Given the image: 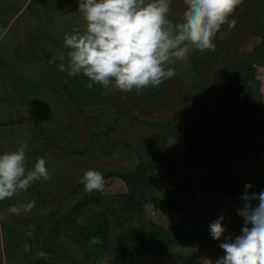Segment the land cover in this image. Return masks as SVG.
Returning <instances> with one entry per match:
<instances>
[{
  "label": "rangeland",
  "instance_id": "obj_1",
  "mask_svg": "<svg viewBox=\"0 0 264 264\" xmlns=\"http://www.w3.org/2000/svg\"><path fill=\"white\" fill-rule=\"evenodd\" d=\"M262 5L264 0H243L230 18L236 21L235 27L222 25L213 39L215 51H192L186 61L172 66L176 75L158 89L109 91L110 103L83 106L72 101L75 94L68 83L69 75L59 71L60 64H67L66 59H59L67 52L64 35L84 27L77 11L78 0H0V154L15 151L26 142L29 169L38 158H44L51 177L0 201V264H37V252L46 246L51 221L83 196L79 180L85 171L96 170L103 176L107 172L127 173L139 161L165 166L157 172L160 182L150 193V202L131 225L152 222L166 231L188 230L192 224L184 225L183 218L194 211L198 215L194 226L203 233V244L182 249L179 259L143 255L138 264H215L222 258L225 253L219 245L229 242L227 238L234 241L245 226L237 214L244 206L242 197L252 195L245 186L264 189V130L251 138L249 150L236 144L234 134L239 123L257 111L264 113V64L255 67L250 93L234 97L233 106H225L219 116L212 114L202 120L199 115L209 111L221 71L242 64L261 43L255 28L259 14L254 8ZM185 10L183 0H171L169 19L179 22ZM170 123L176 124L165 135L160 125ZM96 125L100 132L86 150ZM201 132H205L204 151L199 152L196 162L208 168L206 153H228L235 166L231 178L235 196L228 191L204 192L197 183L195 168L185 163L188 143ZM179 186L191 195L194 210L185 213L160 206L163 194ZM126 192L125 183L105 178L103 191H98L104 206L97 210L105 211L110 198ZM33 200L36 203L30 212H8L13 205L19 207ZM258 203L251 201L252 207ZM220 217L225 231L220 240H214L210 225ZM78 223L90 228V213H83ZM124 224L110 218L108 252L90 243L87 262L79 247L61 238V256L48 258L46 263L72 264L71 259L74 264H114L118 238L131 226ZM29 225L35 226L32 237L26 235ZM25 245L30 248L27 252ZM97 257L101 260H95Z\"/></svg>",
  "mask_w": 264,
  "mask_h": 264
},
{
  "label": "clouds",
  "instance_id": "obj_2",
  "mask_svg": "<svg viewBox=\"0 0 264 264\" xmlns=\"http://www.w3.org/2000/svg\"><path fill=\"white\" fill-rule=\"evenodd\" d=\"M183 3L186 10L181 20L174 22L169 19L171 0H78L77 11L84 27L64 35L67 52L61 53L59 59H66L67 64H60L59 71L69 76L82 74L90 81L86 85L89 90L98 84L105 89V95L109 91L158 89L176 75L172 66L186 61L192 51H215L213 39L222 25L235 27L236 21L230 18L243 0ZM26 149L24 142L15 151L0 154V201L51 178L44 158H38L29 169ZM79 183L87 193L103 191L105 178L101 172L89 169ZM242 199L244 206L237 210L245 224L242 234L219 245L225 255L215 264H264V192L245 194ZM252 200L259 201L257 207H252ZM35 203L33 200L19 207L13 205L8 212H30ZM222 220L220 217L210 225L214 240H220L225 231ZM28 228L26 235L32 237L35 226ZM24 250L29 251V246L25 245ZM37 257L47 259V253L39 251Z\"/></svg>",
  "mask_w": 264,
  "mask_h": 264
},
{
  "label": "trees",
  "instance_id": "obj_3",
  "mask_svg": "<svg viewBox=\"0 0 264 264\" xmlns=\"http://www.w3.org/2000/svg\"><path fill=\"white\" fill-rule=\"evenodd\" d=\"M264 5L256 6L254 11L258 17H255V28L261 35V43L254 51L246 57V61L238 66H230L220 73L219 82L214 89L215 97L211 99L209 111L199 115L200 119L209 118L213 115L217 116L220 110H224L233 106V98L237 95H243L245 92L250 93L249 86L256 77L255 67L264 64ZM249 12H252L249 10ZM90 81L82 74L77 76H69L71 90L75 97H71L72 101L77 104L93 105L110 103V92L105 95V89L100 85H93V89L89 90L86 85ZM217 98L220 99L218 103ZM222 114V112L220 113ZM219 116V115H218ZM221 116V115H220ZM176 123L160 125L161 131L167 135L171 125ZM235 140L238 146L249 150V144L252 137L260 135L264 130V113L261 111L255 112L249 119L242 121L235 127ZM36 130L41 132L39 126ZM92 139L88 143V148L93 144L100 132V127L96 125L93 129ZM205 132H201L198 138H194L186 147L185 163L195 168L197 174V183L200 188L206 193H214L219 191H228L231 196L237 193L232 191V172L235 169L231 163V157L228 153H203L207 158L209 167L202 166L197 163L199 152L204 151L202 139ZM54 147H57L52 142ZM203 148V149H202ZM101 151V150H100ZM99 151V152H100ZM102 152V151H101ZM164 163L156 164L155 162L145 163L139 161L135 168L127 173L107 172L104 178L117 179L126 184L127 192L122 195H117L109 199L105 211H98L104 206L101 203L98 191L87 193L84 190V185L81 184L80 189L84 190L81 199L71 202L65 208L60 218L51 221V227L48 231L46 246L43 251L47 253V259L58 255L61 256V249L58 246L61 238H68L77 247L83 251L85 259L88 262L91 258V251L88 248L90 243H96L102 251L108 252L110 241V218H114L120 224L131 225L144 211V207L148 204L150 193L154 192L156 185L160 182L157 177V172L163 168ZM252 194L264 192L261 187L247 188ZM191 195L184 187H177L169 193L163 194L161 207L171 211L188 212L189 209L194 210L195 203L190 199ZM89 212L92 217L90 228L78 223V219L83 213ZM198 215L186 213L183 218L184 225L188 226V230L166 231L160 226L152 222H140L137 225L129 226L128 230L118 238L116 247V257L114 264H138V261L143 255H152L161 258L179 259L182 249H194L201 247L203 244V233L200 229L195 228V220ZM200 219V217H199ZM124 221V223H123ZM124 224V225H125ZM68 259V257H65ZM47 259L39 258L37 264H47ZM95 260H101L97 257ZM69 263L74 264L70 259Z\"/></svg>",
  "mask_w": 264,
  "mask_h": 264
}]
</instances>
